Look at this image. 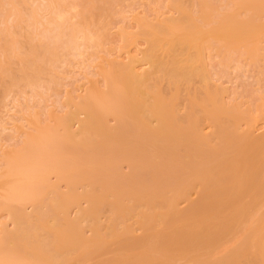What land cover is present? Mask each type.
I'll return each mask as SVG.
<instances>
[{"label":"bare ground","instance_id":"bare-ground-1","mask_svg":"<svg viewBox=\"0 0 264 264\" xmlns=\"http://www.w3.org/2000/svg\"><path fill=\"white\" fill-rule=\"evenodd\" d=\"M35 1L0 0V81L8 77V86L31 84L29 87H35L33 84L36 85L41 75L47 73L44 67L47 66L45 68L49 70L55 66V61L62 59L59 54L63 51L79 49L81 42L89 44L94 41L100 45L95 36L98 31L102 32L101 28L105 25L100 27L98 24L103 20L96 23L100 28L95 30V35L89 28L90 23L92 26L90 20L95 18L91 17L95 14L90 12H95L99 18L101 16L96 12L99 10V5H95L97 0L86 5L87 0L84 4V0H80L81 3L78 0L79 9H76V0H37L39 5H34ZM102 1L98 2L101 10L106 8L101 7ZM181 1L172 0L175 14L168 18L166 16L164 20V17L162 20L155 17L156 23L139 21L142 29L137 37L142 36L147 44L141 56L132 58L134 60L130 57L131 62L125 61L126 64L112 60L119 67L115 69L114 65V69L106 67L107 70L101 71L107 78V88H92L77 103L72 101L73 107H67L70 110L65 109L67 112L61 117L62 120L59 118L63 128L59 134L62 137L57 132L47 136L41 144L32 141V137L28 138L18 149L23 152L24 158L11 157L6 161L0 172V179L3 177L0 182L5 183L0 188V206L10 213L8 216H11L12 220L9 219L13 225L10 230H5L6 235L1 234L5 240H0V264H67L72 257L76 259L73 262H77L83 257L86 259L88 253L93 256L97 251L104 250L106 244L113 248V244L120 246L125 242L122 245L125 255H121V258L116 256L119 259L115 264H126L127 257H131L132 264H264V152L261 151L264 149L261 146L264 133L260 137L263 141L258 139L263 149L254 147L258 140L253 139L252 131L245 134V131H240L239 134H244L242 144L246 145L238 143L239 136H243L238 134L239 120L244 118L251 121L253 117L249 112L245 115L237 111L232 107L234 104L226 105L228 103L219 97V88L218 92L211 93L209 87L212 83L207 76V66L204 67L206 59L203 58V53L210 51L204 44L208 43L210 49H214L211 48V41L220 43L224 40L233 42L234 50L236 44L240 43L236 50L243 45L256 60L260 53L261 36L264 37V17H261L264 15V0H232V5L228 2L230 7L224 2H219L224 6L216 5L215 0H193L192 5L185 7L182 5L184 1ZM92 2L97 10H88ZM186 2L190 0L184 4ZM194 3L198 4L197 7H194ZM244 11L252 13L249 16L245 13L243 17L241 14ZM71 14L78 16L75 17L77 21H71ZM128 36L133 38L132 35ZM129 37H126L127 40H132ZM137 37L135 35V40ZM134 38L133 44L136 43ZM128 42L130 44L131 41ZM123 45L124 49L126 45ZM215 47L218 51V46ZM225 50L227 53L229 49ZM126 51L131 55L135 53L129 50L130 53L128 49ZM144 64H148V68L137 71L136 65L139 69L142 65L143 69ZM13 72L18 75L14 76ZM51 72L45 76L50 77ZM157 73L165 75L164 78L161 75L165 82ZM194 74L200 75L206 83L208 80V85L210 83L206 94L203 92L206 95L204 98L199 99L201 96L195 95L197 92L193 89L195 93L192 96L196 98L187 96L191 94V85L188 87V84L197 77L192 78ZM158 79L163 84L169 83L166 85H170L169 92L175 89L173 91L178 96L173 94L174 99L172 93H165L167 89L163 94L164 86L160 90L156 85ZM182 80L190 82L185 84ZM161 81L160 86L163 85ZM180 82L186 85L185 90L190 91L183 95L190 97L189 100L193 99L190 105L187 98V106H182L188 109L183 108V113L178 111L182 109L180 101L184 100L180 99L179 89L184 90ZM198 83L202 84L200 81ZM176 87L179 92H176ZM176 99H180L179 103ZM109 116L114 118L115 124L107 122ZM203 119L208 120L210 133L203 131ZM75 120L77 129H74ZM60 140L66 141L62 144L69 143V148L68 145L60 148ZM244 140L247 141L244 143ZM248 140H252V143H247ZM247 144H251L253 150L248 149ZM55 150L58 151L57 157L52 154L56 153ZM46 154L53 155L54 159L50 157L48 162L49 156H46L45 161ZM153 154L155 158L150 157ZM138 159L140 163L133 162ZM124 160L129 162H122ZM121 162L130 165L128 174L125 171L121 174ZM144 168L151 175L150 179H147L148 176L145 178L146 175L144 179V174L139 172ZM50 174L57 177L58 183H66H61L66 185L64 191L63 186H60L61 190L58 184V189L54 184L56 181L53 183L49 179ZM77 185L81 186L80 191ZM81 201L86 202L85 207L81 206ZM104 204L109 212L106 217L108 221L106 224L104 222L106 229L102 228L104 224L101 225L102 215L99 216L101 209H106ZM72 208H75V214L71 217L69 211ZM87 219L90 223H87L90 226L88 230L92 231H89V235L85 234L86 227H83L86 226L83 221ZM120 220L123 225L118 229L116 226ZM131 222L136 223L135 228H140L141 234L134 232L140 236L134 243L141 246L129 243L135 240V237H131L135 226L132 224V227ZM237 231L244 235L238 233L240 237H234ZM106 251H102V254ZM72 254L74 256H70ZM113 255L115 257L116 254ZM84 259L79 264L85 263L87 259ZM111 262L114 264L113 260ZM128 264H131L130 261Z\"/></svg>","mask_w":264,"mask_h":264},{"label":"rangeland","instance_id":"rangeland-1","mask_svg":"<svg viewBox=\"0 0 264 264\" xmlns=\"http://www.w3.org/2000/svg\"><path fill=\"white\" fill-rule=\"evenodd\" d=\"M39 1V0H38ZM77 1V4L79 3L78 2V0H76ZM80 1V0H79ZM83 1V0H82ZM91 1H96V0H90V1H86V3H85V0L82 2L83 4L85 3V5L87 4V2H91ZM108 1V2H107ZM182 1H184V3H185V1L186 0H182ZM181 1V2H182ZM193 0H190V2L189 3H187L186 2V4H182V5H185V7H189L188 5H190L191 4V2H192ZM195 1V0H194ZM214 1V0H213ZM230 1H232V0H215V3L214 4H216L217 5V3H219V2H224L225 4L227 3V5H228V2L230 3L229 5H232L231 4V2ZM33 2V1H32ZM40 2H42V1H40ZM94 2H92L90 5H92V7H91V9H88V10H91L92 11V9H94V10H97V8L95 9V6L93 5V3ZM99 2V0H97V2H95V5H96V7H98L97 6V4L99 5V7H98V9L99 10H97L96 12H98L99 13V16H100V13H101V16H102V19H100L101 18V16H100V18L96 15V13L94 12V13H92V12H90L91 14H95V15H91V17H94L95 16V18H92V21L90 20V22H92V26H91V23H90V25H89V23H88V25H89V28L91 29V31H92V33L94 32V35H95V32L97 31V29H99L100 27H102L103 25H105L104 26V28H101L102 29V32L101 31H98V33H97V35L95 36V38L97 37V39H99V41L97 40V43H100V45L98 46V44H96L94 41H93V43L91 42V43H89V44H85V43H88V42H85V43H83V42H81L79 45H78V47H79V49H76V50H71V52H69V51H67L68 53H71V54H66L67 52L66 51H63L64 53H60L59 55L62 57V59L60 58V61H59V59L57 60V61H55L56 62V65L55 66H52V68L51 69H49L48 70V68H45V67H47V66H45L44 67V69H45V71H47V73L45 72L44 74H43V76L41 75V73H40V75H41V77L39 78V81H36L37 82V84L35 85V84H33L35 87H29L28 85H17V86H8L9 85V83L7 82L8 80V77H5V80H1L0 81V172L3 170L2 168L5 166V164H6V161L7 160H9L11 157H17V158H19V159H21V158H24L23 157V152L22 151H20V150H18L19 148H20V146L21 145H23V143L28 139V138H33L32 139V141H34V140H36L37 142H35V143H44L45 141H46V137L47 136H52L53 134H57V132H58V136H60V137H62V135L61 134H59V133H62L63 132V128H61L62 127V125H61V117H63L64 115V113H66L67 111H64L65 109L66 110H68V108H69V106H70V108L71 107H73L72 105H74V102L75 103H77V101H80V99L89 91V90H92V88H97V89H99L100 87L102 88V89H99V90H104V89H106L107 88V86H106V84H107V82H106V80H107V78L103 75V73H101V71L103 72L104 71V69H106L107 70V68L106 67H109L110 69H114V65H115V69L117 68V67H119V66H117L116 64H114V62L112 61V60H120L119 62L121 63L122 61H123V63L124 64H126L127 62L129 63V62H131L130 61V59H132V58H136V57H138L140 54H142V51L145 49L144 47H146V42L144 41L145 39H143V37L142 36H140V37H137V34H138V31H140V28L142 27L141 25H142V23L140 24L139 23V21L140 22H149V23H156V22H158L157 20H159V18H160V20H162V18H163V20L165 19V17L167 16V18L169 17V16H171L172 15V13H173V15L175 14L174 13V11H176L175 9L173 10V5L171 6V2H172V0H104V1H102V5H101V7L103 6V7H106V8H102V10H101V8H100V3H101V1H100V3H98ZM106 3L107 4V6L108 7H110V8H108L107 9V6L104 4V3ZM197 2V1H196ZM211 2H212V0H211ZM39 5V3L37 2V0L35 1V3H34V5H37V4ZM80 3H81V1H80ZM97 3V4H96ZM115 3V4H114ZM169 3V4H168ZM193 3V2H192ZM218 4V5H222V6H224L223 4ZM31 4V3H30ZM33 4V3H32ZM89 4V3H88ZM192 5V4H191ZM194 5H195V3H194ZM193 5V6H194ZM198 5V4H197ZM197 5H195L194 7H197ZM228 5V6H229ZM78 6V8L76 7V9H79V4L77 5ZM93 6H94V8H93ZM228 6H226V8L228 9ZM194 7H192V8H194ZM230 7V6H229ZM232 7V6H231ZM82 7H81V5H80V9H81ZM88 8H89V5H88ZM172 8V9H171ZM191 8V7H190ZM191 8V9H192ZM199 8V7H198ZM107 9V10H106ZM194 9H196V8H194ZM222 9H224V8H222ZM87 10V11H88ZM103 11H105V13L103 12V14H102V12ZM193 10V9H192ZM198 10V9H197ZM229 10V9H228ZM251 11V10H250ZM89 12H87V14L89 13ZM195 12V11H194ZM241 12H243V11H241ZM89 13V14H90ZM177 13V12H176ZM197 13V12H196ZM248 15V14H250V13H252V12H250L249 13V11L248 12H245L244 11V13H242L241 15L243 16V17H245L246 16V14ZM244 14H245V16H244ZM72 15V14H71ZM240 15V16H241ZM249 16V15H248ZM71 17V19L73 18V19H75V20H71V21H77L76 20V18H78V16H74V15H72V16H69V18ZM76 17V18H75ZM147 17V18H146ZM155 17L157 18V20H155ZM261 17L263 18L264 17V15L262 14L261 15ZM137 18H139V20L137 21L136 19ZM148 18H149V20H148ZM142 19V20H141ZM264 19V18H263ZM93 20L94 21H96V22H94L95 24H93ZM98 20L100 21V20H103V21H100V24H98L99 22H98ZM146 20V21H145ZM155 20V21H154ZM101 22H103V23H101ZM98 25H100V27L99 26H96L97 24ZM138 23H139V26H138ZM103 24V25H102ZM102 25V26H101ZM94 26V27H93ZM95 26H96V28H95ZM91 27H93V28H95V29H93V28H91ZM89 29V30H90ZM93 29V30H92ZM142 29V28H141ZM96 30V31H95ZM104 30V31H103ZM122 30H124V32L122 31ZM125 31H126V34H125ZM122 32L124 33V35L122 34ZM132 32H133V34H132ZM100 34V35H99ZM101 34H104V35H106V37L105 36H103V35H101ZM136 35V37H137V39L135 40V35ZM101 36V37H99V36ZM128 35H132L133 36V38H134V40L136 41V43L134 42V44L136 45H134L133 44V38H131V37H129ZM138 35H140V34H138ZM262 35H264V34H262ZM131 38L132 40H130V39H128L129 41H131L132 42V44H131V42H130V44H131V46H130V44H129V42H128V40H127V38ZM105 37V38H104ZM125 38H126V41H125ZM100 39L101 40H103V41H100ZM79 41V40H78ZM81 41H84V40H82L81 39ZM102 42V43H101ZM124 42H126V44L124 43ZM128 42V43H127ZM260 42H261V46L259 47V51H260V53H259V55H258V57L260 58V57H262V59L260 58V59H257L258 57H256V60L254 59L255 58V56H253V55H251L248 51H246L247 49L243 46H241L240 47V50H236L237 49V47L239 48V44H236V46H235V50H236V52H235V50L233 49L234 47V43L232 42H229L230 44H232L231 46L229 45V43L227 42V41H224L223 40V42L221 41L220 43H219V41H211L210 43H213L212 45L214 46H218V51L215 49V48H217V47H213V46H211V48H214V49H210V46L209 45H207V44H204L205 46H208L209 48V53H208V51H205L204 53H205V55H204V53H203V58H205L204 60L206 61V63H204L205 65H204V67L205 66H207V67H205L206 68V70H207V76H208V78L211 80V85H210V83H209V85L211 86V87H213V86H215V87H213V88H211V87H209V85H208V80H207V83L206 82H204V80H201V79H203L202 77H200V75H196V74H194L193 76H192V78L193 77H196V78H194V79H197L196 81H194V79H190L191 81H192V83H193V81L194 82H196L195 84L196 85H194V83H193V85H192V83L190 84H188V87L190 86V88L189 89H191V94L190 93H188V92H190V91H188V89L187 90H185V86L186 85H182V83L184 82H190L189 80L188 81H183V82H180L179 84H181L182 85V87L184 86V90H183V88H181V86L179 85L178 87H180L181 89H179L180 90V95L182 96H180V99L182 100V99H184L185 100V102H184V100H182V101H180V103H179V100L178 99H176V100H178V103H179V106H181V108L182 109H178V111L180 112V111H184V109H185V107H183L184 105H186L185 103H187L186 101H187V98L188 97H186V96H184L185 95V93H186V91H188L187 93V96L189 95L190 97H193L192 95H194V91H196L197 93H195V95H197V94H199V95H197L198 97L199 96H201L199 99H201V98H204L203 96L206 94V91H207V89H209L210 91H211V93H213L214 91H217V89L219 88V97L221 98V100H223V102L225 101L226 103H228V104H226V105H230V106H232L233 104V106L232 107H235L236 108V110L238 111H240L241 113H243V114H245V115H251V118H252V120L251 121H248L247 119H244V118H241L239 121V127H238V129H240L239 131H238V134H239V132L240 131H242L241 133H243L244 131V134L245 133H247L246 131H252L253 133V135L255 136V137H253V139H255V138H257V140L258 139H260L261 140V142L263 141L260 137H262L261 135H263V133H264V37H262L261 36V39H260ZM24 43V42H23ZM78 43V42H77ZM83 43V44H82ZM104 43V44H103ZM223 43H224V46H223ZM228 45H227V44ZM27 44V43H26ZM92 44V45H91ZM94 44V45H93ZM126 45L125 46V48L123 49V47H122V45ZM128 44V45H127ZM146 44V45H145ZM219 44V45H218ZM227 46H226V45ZM81 45V46H80ZM91 45V46H90ZM123 45V46H124ZM220 45H221V51H220ZM238 45V46H237ZM23 46H25V45H23ZM96 46H98V47H96ZM223 46V47H222ZM226 46V47H225ZM77 47V48H78ZM122 47V48H121ZM127 47V48H126ZM129 47V48H128ZM204 47V46H203ZM134 48V49H133ZM207 48V47H206ZM206 48H204V49H206ZM261 48V49H260ZM128 49V51L130 50L131 52L133 51V52H137V54H133V52H132V54L133 55H131V54H129L126 50ZM142 49V50H141ZM203 49V48H202ZM225 49H229V50H227L228 52V54L226 53V50ZM233 49V50H232ZM80 51V53H79V51ZM90 50V51H89ZM140 50V51H139ZM211 50H213L212 52H211ZM223 50V51H222ZM73 51V52H72ZM78 53V54H80V55H78L76 52ZM129 51V52H130ZM217 51V52H216ZM219 51H220V53H219ZM246 51V52H245ZM263 51V52H262ZM66 52V53H65ZM130 52V53H131ZM207 52V53H206ZM225 52V53H224ZM235 52V53H234ZM244 52V53H243ZM249 54H248V53ZM261 52H262V54H261ZM158 53H161V52H158ZM218 54V55H216V54ZM243 53V54H242ZM64 54H66V55H64ZM74 54H75V56H74ZM84 54V55H83ZM128 54L129 55H131V56H128ZM215 54V55H214ZM222 54V55H221ZM246 54V55H245ZM73 55V56H72ZM206 55H207V57H206ZM249 55V56H248ZM261 55H263V56H261ZM82 56V57H81ZM135 56V57H134ZM141 56V55H140ZM223 56H224V58H223ZM230 56V57H229ZM70 57V58H69ZM131 57V58H130ZM232 57H233V59H232ZM130 58V59H129ZM140 58V57H139ZM62 60V61H61ZM70 60H72L71 61V63H70ZM132 60H134V59H132ZM203 60V61H204ZM254 60V61H253ZM111 61L113 62V63H111ZM117 61V62H118ZM125 61H127V62H125ZM204 61V62H205ZM223 61V62H222ZM64 62V63H63ZM116 62V61H115ZM142 62V61H141ZM222 62V63H221ZM123 63H122V65H123ZM119 64V63H118ZM137 64H139V63H137ZM140 64H142V63H140ZM220 64H222V65H220ZM62 65H64V66H62ZM103 65V66H102ZM146 64H144V66H145ZM148 65V64H147ZM145 66L143 69L141 68V67H143L142 65H140L141 67H140V69L138 68V65H136L137 66V71L139 70H144V69H146V68H148V66ZM51 66H49V67H51ZM112 66V67H111ZM120 66H121V64H120ZM53 67H55V69L53 68ZM102 67H103V69H102ZM108 68V69H109ZM100 69H102V70H100ZM109 69V70H110ZM52 70V72H54L53 74H52V72L50 73V77H49V75L48 76H45L46 74H48L50 71ZM17 71V70H16ZM42 72V71H41ZM14 73V76H17L18 74L17 73H15V72H13ZM15 74H17V75H15ZM158 75H160L159 73H157ZM156 74V75H157ZM39 75V76H40ZM52 75H54V78H53V76ZM56 75V76H55ZM155 75V76H156ZM157 75V76H158ZM162 75V77L164 78V76L165 75H163V74H161ZM161 75H160V77H161ZM196 75V76H195ZM35 76H38V75H35ZM52 76V77H51ZM49 77V78H48ZM58 77H59V80H58ZM105 77V78H104ZM159 77V76H158ZM157 77V78H158ZM162 77H161V80H162ZM43 78H45V79H43ZM53 78V79H52ZM57 78V79H56ZM166 78V77H165ZM199 78H200V80H199ZM56 79V80H55ZM151 79H153V80H155L156 79V77H155V79L152 77ZM36 80V79H35ZM51 80V81H50ZM160 80V81H161ZM166 81H167V79H165ZM209 80V81H210ZM41 81H43L42 82V85H41ZM46 81V82H45ZM57 81V82H56ZM150 81V80H149ZM160 81H159V79H158V84H156L157 86H159V87H157V88H159L160 90L162 89L161 87H163V94H164V92L165 91H167L168 90V92H165V93H167V94H169V93H172L171 95H175V91H173V90H175V89H172V87H171V89H172V91L171 92H169V87L168 86H170V85H168V86H166L167 84H169V83H165V84H163V82H165V81H161V83L163 84L162 86H160L161 84H160ZM198 81H200V82H202V84L200 83H198ZM39 82H40V84H39ZM45 82V83H44ZM57 84H56V83ZM168 82V81H167ZM5 83H6V85H5ZM48 83V84H47ZM106 83V84H105ZM153 83V82H152ZM151 83V84H152ZM155 83H156V81H155ZM155 83H153V85L155 84ZM187 83H185V84H187ZM203 83H204V85H203ZM94 84H96V85H94ZM148 84H149V82H148ZM207 84V86H205ZM6 87H5V86ZM47 85V86H46ZM49 85V86H48ZM51 85V86H50ZM152 85V86H153ZM8 86V87H7ZM22 86V87H21ZM32 86V85H31ZM38 86V87H37ZM98 86V87H97ZM172 86V85H171ZM193 86V88H191ZM200 86H201V88H200ZM218 86V87H217ZM105 87V88H104ZM174 88H175V86H173ZM178 87H176V92H179V90L177 91V89H178ZM206 89H205V88ZM209 87V88H208ZM16 88H18V90L16 89ZM34 88V89H33ZM91 88V89H90ZM216 88V89H215ZM15 89V90H14ZM36 89V90H35ZM164 89H165V91H164ZM167 89V90H166ZM170 89V90H171ZM192 89L194 90V91H192ZM196 89V90H195ZM198 89V90H197ZM201 89V91H202V93H203V95H201L202 93H201V91H199ZM44 90V91H43ZM208 90V91H209ZM185 91V92H184ZM35 94H34V93ZM184 92V93H183ZM199 92V93H198ZM209 93V92H208ZM177 95H175V97L176 96H178V93H176ZM184 94V95H183ZM170 95V94H169ZM174 95H173V98L175 99V97H174ZM167 96V95H166ZM165 96V97H166ZM80 97V98H79ZM168 97H170V96H168ZM167 97V98H168ZM184 97V98H183ZM189 97V98H190ZM197 97V98H198ZM205 97H206V95H205ZM39 98V99H38ZM171 98V97H170ZM189 98H188V103L191 105V102H190V100L192 101L193 99H190L189 100ZM194 99L196 98V97H193ZM196 100H198V99H196ZM72 101H74V102H72ZM175 101V100H174ZM67 102H69V103H67ZM71 102V103H70ZM224 102V103H225ZM176 103V102H175ZM230 103V104H229ZM5 104V105H4ZM68 104H70V105H68ZM72 104V105H71ZM183 105V106H182ZM236 105H237V107H236ZM176 106H177V103H176ZM187 106V105H186ZM68 107V108H67ZM177 108H178V106H177ZM184 108V109H183ZM188 108H186L185 110H187ZM70 110V109H69ZM68 110V111H69ZM183 111H182V113H183ZM178 112V113H179ZM247 112H249L248 114H247ZM182 113H180V114H182ZM82 114L83 113H81V115H80V118H82ZM37 116V117H36ZM110 116H113V115H110ZM108 117L107 119L108 120H110L112 117ZM83 117H84V115H83ZM248 117V116H247ZM59 118L61 119V120H59ZM110 118V119H109ZM250 118V117H249ZM57 120H59V122L57 121ZM107 120V122H110L109 124H112V123H114V122H116L115 120H114V118H112L110 121H108ZM204 120V121H203ZM203 120H201V123H202V121H203V126H201L202 128H203V131L205 132V133H210L209 131H210V126H209V122H208V120H206V119H203ZM244 120V121H243ZM205 121H207L208 123H206ZM241 121H243V122H241ZM246 121V122H245ZM75 124H74V127H73V125H72V127L74 128V129H77V123H76V120L75 121H73ZM72 122V123H73ZM229 123H230V120H229ZM115 124V123H114ZM113 124V125H114ZM61 125V126H60ZM248 127V128H247ZM251 127V128H250ZM54 130V131H53ZM58 130V131H57ZM50 131V132H49ZM52 132V133H51ZM249 132V133H250ZM236 134H237V132H235ZM244 134H239V135H243L242 137H240L239 136V138L238 137H235V139L236 138H238V143L239 144H242V139H243V137H244ZM251 134V133H250ZM251 134V135H252ZM42 135V136H41ZM45 135V136H44ZM238 136V135H237ZM43 137V138H42ZM232 137H234V136H232ZM60 139V138H59ZM62 139V138H61ZM234 139V138H233ZM234 139V141H236ZM239 139H241L240 140V142H239ZM246 139V138H245ZM45 140V141H44ZM256 140V139H255ZM260 140H258V143H257V141L255 142L254 140V142H255V146L254 147H256V146H258V147H256V149L257 148H259V149H263V147H264V141H263V145H261V144H259V141ZM61 141V144L60 145H62V147H60V148H63L64 147V145H66V144H62V142H63V140H60ZM247 141V140H246ZM245 140L243 141L244 143L246 142ZM249 141H251V142H249ZM66 141H64L63 143H65ZM260 142V143H261ZM60 143V142H59ZM247 143H252V140H248V142ZM257 143V144H256ZM69 144V143H68ZM67 144V145H68ZM18 145V146H17ZM66 145V146H67ZM243 146H245L244 144H242ZM248 145H249V147H248ZM263 146V147H261V146ZM150 147V146H149ZM247 147H248V149H251V144H247ZM254 147H252V148H254ZM17 148V149H16ZM65 148V147H64ZM68 148H69V145H68ZM134 149H137V148H134ZM150 149V148H149ZM131 150H133V149H131ZM138 150V149H137ZM251 150H253V149H251ZM258 150V149H257ZM62 151H65V149L63 150L62 149ZM67 151V150H66ZM139 151V150H138ZM152 151H153V149H152ZM262 152H264V149L263 150H261ZM55 152H56V150H55ZM20 154V155H19ZM54 156H56V155H58V151L54 154V153H52ZM137 154V153H136ZM5 155V156H4ZM49 156V155H45V157L47 156H49V158H48V162L50 161L49 159H50V157H54V156ZM137 155H139V156H141L140 154H137ZM211 155V154H210ZM209 155V156H210ZM9 156V157H8ZM19 156V157H18ZM134 156V155H133ZM136 156V155H135ZM154 156V154L152 155V156H150V157H153ZM212 156V155H211ZM210 156V157H211ZM47 157H46V159H45V161H47ZM57 157V156H56ZM55 157V158H56ZM149 157V158H150ZM8 158V159H7ZM51 158V159H52ZM132 158V157H131ZM139 158V157H138ZM143 158V157H142ZM141 158V159H142ZM153 158H155V156L153 157ZM152 158V159H153ZM212 158V157H211ZM54 159V158H53ZM52 159V160H53ZM136 159V158H135ZM140 159V158H139ZM139 159H138V161H133V162H136V163H138L139 162ZM151 159V158H150ZM149 159V160H150ZM208 159H210V158H208ZM120 160V159H119ZM129 160V159H128ZM128 160H124V161H122V162H127ZM134 160V159H133ZM149 160H147V161H149ZM212 160V159H211ZM210 160V161H211ZM3 161H5V163L3 162ZM121 161V160H120ZM141 161H143V160H141ZM146 161V162H147ZM121 162V167H123V168H121V171H120V168H119V171L120 172H122L121 174H123V171H125L127 174L130 172V170H129V172H127L128 171V169H129V166H127L128 164H123ZM129 162V161H128ZM150 162V161H149ZM148 162V163H149ZM154 162V161H153ZM4 163V164H3ZM21 163H23V162H21ZM140 163V162H139ZM142 163V162H141ZM147 163V164H148ZM119 165H120V162L118 163ZM152 165V164H151ZM147 166V165H146ZM149 166H150V164H149ZM123 169V170H122ZM139 170H141V169H139ZM146 170V168H144V171H143V169L141 170V171H139V172H141V175L142 174H144L143 175V178H144V176H145V178L147 177V179L149 178H151V177H149V176H151V175H149L148 173V170L147 171H145ZM124 172V173H125ZM138 172V173H139ZM145 172V173H144ZM138 173H136V175L138 174ZM147 173V174H146ZM50 178L49 179H51V181H53V183H54V181H56L54 184H56L57 185V188H58V184H59V187L60 186H63L64 184H66L65 182H62V181H60V183H58L57 181H59L58 179L56 180V176L54 175V174H50V176H49ZM139 177V176H138ZM137 177V178H138ZM144 178V179H145ZM1 179H3V177L1 176ZM1 179H0V181H1ZM140 179V178H139ZM138 180V179H137ZM2 182V181H1ZM1 182H0V184H1ZM3 183H4V181H3ZM2 183V184H3ZM52 183V182H51ZM61 183H63V185L61 184ZM2 184H1V186H0V188L2 187ZM5 184V183H4ZM3 184V185H4ZM81 185V184H80ZM78 186V188L77 189H79V191H80V187L81 186H79V185H77ZM3 188V187H2ZM61 188V187H60ZM60 188H58V189H60ZM66 189V185L65 186H63V190H62V188H61V190L62 191H64L65 189ZM82 189H83V187H82ZM78 191V190H77ZM50 193V192H49ZM49 193H48V195H49ZM123 193V192H122ZM121 193V194H122ZM128 193V192H127ZM0 194H2V190H0ZM120 194V193H119ZM118 194V195H119ZM126 194V193H125ZM48 195H47V197H48ZM110 195H112V194H110ZM123 196V195H122ZM125 196V195H124ZM126 196H127V194H126ZM2 198H1V195H0V200H1ZM263 202V201H262ZM80 204H82L81 206H83L84 204H86V202L85 201H81L80 202ZM104 205H106V204H104ZM103 205V206H104ZM103 206H102V208H103ZM1 207V206H0ZM29 206H27V208H28ZM84 207H85V205H84ZM106 207V209H104V211H102V209H101V211H100V214H99V216H101L102 215V217L100 218V219H103V220H101V225L102 224H104V222H105V224H106V222L108 221V218H106V217H108V213H107V205L106 206H104V208ZM26 208V209H27ZM31 208V207H30ZM30 208L29 209H27V211H29L30 210ZM1 209H2V207L0 208V240H5L4 238H1L2 236L4 237V235H2L1 236V234H5L6 232H5V230L7 231V230H10L11 228H12V225H13V222H11L10 221V219L12 220V218H10L11 216H8V215H10V213L8 214L7 213V210L5 209V208H3V209H5V211L2 209V211H1ZM73 209H74V211H73ZM106 210V211H105ZM69 212H71V217L75 214V208H72ZM104 212V213H103ZM73 213V214H72ZM105 215H107V216H105ZM105 216V217H104ZM104 217V218H103ZM10 218V219H9ZM133 218V220H135L134 218V216L132 217ZM132 218H130L131 220H132ZM104 220H106V221H104ZM85 221V220H84ZM83 221V223L84 224H86V226L84 225L83 227H86V228H84V231H85V234L86 235H89L88 233H89V231H91L90 229L88 230V228L90 227V226H88L87 225V223H89L88 221V219L84 222ZM100 221V220H99ZM128 221H130V220H128ZM103 222V223H102ZM135 222V221H134ZM90 224V223H89ZM103 225L102 226V228L103 229H106L105 227H107L106 225ZM132 224H134L133 222H131V225ZM136 224V223H135ZM134 224V225H135ZM108 225V224H107ZM122 225H123V221L122 220H120V221H118V224H117V228L119 229V227L118 226H120V228L122 227ZM138 226V225H137ZM4 227H6L5 229H4ZM11 227V228H10ZM132 227H133V225H132ZM136 227V225L133 227V230H132V235L133 236H131V234H130V236L132 237V238H134L135 240H133L132 238H130V239H132V241L133 242H129V243H134V241H136V238L138 239L140 236L138 235H136V234H141L140 233V228H135ZM7 228H9V229H7ZM2 229H4V230H2ZM138 229V230H137ZM3 231H4V233H3ZM92 232V231H91ZM90 232V233H91ZM136 234H135V233ZM240 235H244V234H241L242 232H239V231H237L236 232V234H234L233 236L234 237H238L239 236V234ZM6 235V234H5ZM129 236V237H130ZM234 237H232V238H234ZM240 237V236H239ZM230 239V240H232L233 241V239ZM128 241H129V238H126ZM125 239V240H126ZM109 240H110V238H109ZM127 241V242H128ZM123 242H124V240H123ZM126 243V242H125ZM125 243H123V244H125ZM112 244V243H111ZM123 244H121L120 243V246H119V244L117 245H115V244H113V245H115V247L116 246H119L118 248H116L115 249V247L112 245L111 247H113V248H110L109 246V244L107 245H105V247H107V248H103L104 250H99V252L101 251V253L99 254V252L97 251L96 253H94V254H96V257H95V255L93 254V256L92 255H89V253L86 255V259L87 258H89V256H90V258L89 259H84L85 257H83L82 259H84L83 261H85V263L88 261H90V263L92 262V261H97L96 262V264L99 262L100 264L103 262V264L105 263V264H108V263H111V264H113V262H111L112 260L114 261V264L115 263H117L118 261H116V260H118L119 258H117L116 256H123L124 257V253H123V247L124 246H122ZM134 244H136V245H138V243H134ZM141 244H143V242L141 243ZM140 245V244H139ZM138 245V246H139ZM141 246V245H140ZM122 249H121V248ZM143 247V246H142ZM110 248V249H109ZM118 249V250H117ZM143 249H144V247L142 248V250L141 251H143ZM109 252H107V251ZM111 250H112V252H111ZM119 250H122V252H120ZM102 251L103 252H105L106 251V253H103L102 254ZM117 251V252H116ZM115 252V253H114ZM120 252V253H119ZM92 253V252H91ZM90 253V254H91ZM112 253V254H111ZM71 254V253H70ZM99 254V255H98ZM108 254V256H106ZM113 254H116L115 255V257H112V256H114ZM89 255V256H88ZM98 255V256H97ZM105 255V256H104ZM70 256H74L73 254L72 255H70ZM88 256V257H87ZM92 256V257H91ZM100 256H101V258H100ZM131 255H129V257H130ZM135 256V255H134ZM134 256H133V258H134ZM95 259H97L98 258V260H95ZM106 257L108 258L109 257V261H107L106 260ZM110 257L111 258H113L112 260L110 259ZM126 257H127V255H126ZM125 257V258H126ZM103 258V259H102ZM121 258V257H120ZM75 258L74 257H72V259H71V261L69 260L68 262H67V264H73L74 262H73V260H74ZM81 259V260H82ZM129 259H131V257L129 258ZM128 259V257H127V259H125V260H128L127 261V263L126 264H128V262L130 261V263L132 264V259L131 260H129ZM76 260V259H75ZM81 260H77V262H78V264H79V262L81 261ZM111 260V261H110ZM107 263H106V262ZM77 262H75V263H77ZM94 262H92L93 264H95ZM74 263V264H75ZM82 264H85V263H83V262H81ZM89 263V264H90Z\"/></svg>","mask_w":264,"mask_h":264}]
</instances>
